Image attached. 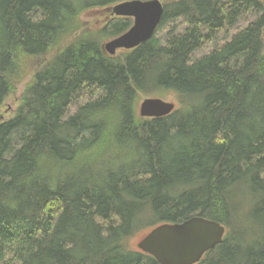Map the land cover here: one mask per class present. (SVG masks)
<instances>
[{"label": "trees", "instance_id": "obj_1", "mask_svg": "<svg viewBox=\"0 0 264 264\" xmlns=\"http://www.w3.org/2000/svg\"><path fill=\"white\" fill-rule=\"evenodd\" d=\"M125 1L0 0V264H159L133 236L193 216L226 229L197 264H264V0H160L111 57L131 19L80 16Z\"/></svg>", "mask_w": 264, "mask_h": 264}, {"label": "water", "instance_id": "obj_2", "mask_svg": "<svg viewBox=\"0 0 264 264\" xmlns=\"http://www.w3.org/2000/svg\"><path fill=\"white\" fill-rule=\"evenodd\" d=\"M112 16L132 19L130 28L102 45L113 57L118 51H130L154 37L164 8L160 0H131L109 8ZM176 104L161 98H145L138 105L142 118L170 115ZM226 229L220 223L193 216L175 224H162L150 230L137 249L153 257L159 264H197L205 253L223 242Z\"/></svg>", "mask_w": 264, "mask_h": 264}, {"label": "rangeland", "instance_id": "obj_3", "mask_svg": "<svg viewBox=\"0 0 264 264\" xmlns=\"http://www.w3.org/2000/svg\"><path fill=\"white\" fill-rule=\"evenodd\" d=\"M81 20L83 22H85V24L91 28L93 31H97V30H100L102 29L103 27H106L107 25H110L112 23H115L118 21V18H116L115 16H112L111 15V12L109 11V9H104V8H101V9H93V10H89V11H86L84 13H82V15L80 16ZM242 20H239V22L236 24V26L230 30V35L234 33L235 29H239L241 27H246L247 25V22L249 20L252 19L251 16H248V15H245L243 17H241ZM240 18V19H241ZM132 21V19H131ZM133 22V21H132ZM178 27V25L176 23H168L166 24L163 28H161L160 30H158V32L156 33V37H161V38H165L167 33ZM111 39L107 38L105 40H102V45L104 43H106L107 41H109ZM211 49V44H205L203 46L202 49H200L196 54L195 56L196 57H199L203 54H205L206 52H208L209 50ZM119 52H122V51H118L117 53ZM116 53V54H117ZM20 90V89H19ZM17 99V97H15ZM164 100L166 101H171L173 102L174 104H177L178 103V100L176 99V97L174 96V94L170 93L168 94L166 97H164ZM16 100H12V102H8V104L10 106H6V109H5V112H10V111H13L14 108L16 107ZM11 110H10V109ZM73 108H75V106H73ZM73 108H70V111L73 110ZM150 231V228L149 227H144V228H141L139 229L136 234L133 236V238L131 239L130 241V246H132L133 248H137V243Z\"/></svg>", "mask_w": 264, "mask_h": 264}, {"label": "bare ground", "instance_id": "obj_4", "mask_svg": "<svg viewBox=\"0 0 264 264\" xmlns=\"http://www.w3.org/2000/svg\"><path fill=\"white\" fill-rule=\"evenodd\" d=\"M241 194V193H240ZM230 198V197H229Z\"/></svg>", "mask_w": 264, "mask_h": 264}]
</instances>
